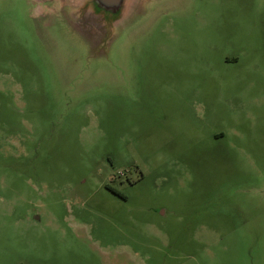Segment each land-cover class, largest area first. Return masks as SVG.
<instances>
[{
    "label": "rangeland",
    "instance_id": "1",
    "mask_svg": "<svg viewBox=\"0 0 264 264\" xmlns=\"http://www.w3.org/2000/svg\"><path fill=\"white\" fill-rule=\"evenodd\" d=\"M37 1L0 0V264H264V0L101 41Z\"/></svg>",
    "mask_w": 264,
    "mask_h": 264
},
{
    "label": "water",
    "instance_id": "2",
    "mask_svg": "<svg viewBox=\"0 0 264 264\" xmlns=\"http://www.w3.org/2000/svg\"><path fill=\"white\" fill-rule=\"evenodd\" d=\"M144 0H59L64 3L59 7L57 14H62L77 27L93 32L92 27L102 29L104 38L107 39L111 32L120 26L125 17L133 15L135 21L146 13V6L150 3H142ZM64 8V11H63ZM70 18V19H69ZM87 23L89 25H87ZM92 25V26H90ZM89 26V27H88ZM92 37V36H91ZM93 38V37H92Z\"/></svg>",
    "mask_w": 264,
    "mask_h": 264
},
{
    "label": "flooded vegetation",
    "instance_id": "3",
    "mask_svg": "<svg viewBox=\"0 0 264 264\" xmlns=\"http://www.w3.org/2000/svg\"><path fill=\"white\" fill-rule=\"evenodd\" d=\"M35 1V0H34ZM37 1V0H36ZM47 1H51V0H47ZM46 0H39V1H37L38 3H46L47 2ZM54 3H58L59 2V0H54L53 1Z\"/></svg>",
    "mask_w": 264,
    "mask_h": 264
}]
</instances>
